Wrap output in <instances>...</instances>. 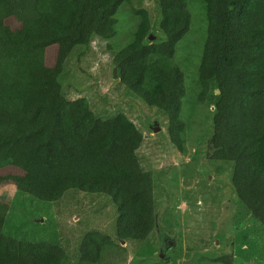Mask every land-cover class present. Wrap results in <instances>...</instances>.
<instances>
[{
	"label": "trees",
	"instance_id": "trees-1",
	"mask_svg": "<svg viewBox=\"0 0 264 264\" xmlns=\"http://www.w3.org/2000/svg\"><path fill=\"white\" fill-rule=\"evenodd\" d=\"M206 39L198 67L199 102L218 94L206 159L233 164L237 200L264 228V0H202ZM131 0H0V188L39 202L59 201L69 190L104 195L117 214L114 237L92 232L78 250L81 264H99L117 242H144L155 227L153 179L136 155L143 136L124 114L97 117L85 98L69 100L58 77L72 51L93 38L116 36V14ZM160 42H148L145 10L133 41L112 59L120 82L167 117L168 138L185 155L184 73L173 63L188 33V0H156ZM13 20L18 27L13 28ZM44 28L40 29V26ZM56 46L50 66L49 47ZM9 204L0 198V264H63L65 250L51 242L6 235ZM217 262L233 264L230 258Z\"/></svg>",
	"mask_w": 264,
	"mask_h": 264
},
{
	"label": "rangeland",
	"instance_id": "rangeland-1",
	"mask_svg": "<svg viewBox=\"0 0 264 264\" xmlns=\"http://www.w3.org/2000/svg\"><path fill=\"white\" fill-rule=\"evenodd\" d=\"M145 10L151 24L148 42H160L156 0H131L116 14V36L93 38L87 48L77 47L58 77L69 100L85 98L97 117L104 120L124 114L142 133L136 155L141 168L153 179L155 227L144 242L128 241L107 248L99 264H264V228L237 200L231 177L233 164L206 159L216 95L212 86L200 103L198 67L206 39L207 16L202 0H188L190 26L176 44L173 63L184 73L185 96L180 118L185 123L186 154H180L168 138L167 117L144 104L113 78L115 53L133 41L139 17L132 10ZM9 24L15 28L13 20ZM40 26V29L43 30ZM56 46L49 47L50 66ZM11 167L1 174L14 173ZM9 204L3 222L6 235L21 241L51 242L66 252L63 264H81L78 250L87 233L114 237L115 207L104 195L67 191L53 203L39 202L16 192L11 185L0 188Z\"/></svg>",
	"mask_w": 264,
	"mask_h": 264
},
{
	"label": "water",
	"instance_id": "water-1",
	"mask_svg": "<svg viewBox=\"0 0 264 264\" xmlns=\"http://www.w3.org/2000/svg\"><path fill=\"white\" fill-rule=\"evenodd\" d=\"M116 69L113 71V78H116V73H115ZM216 94H218V91H215ZM121 243H124V242H121Z\"/></svg>",
	"mask_w": 264,
	"mask_h": 264
}]
</instances>
